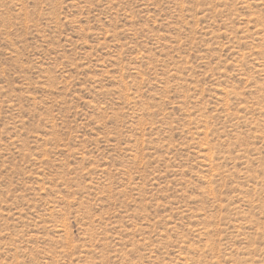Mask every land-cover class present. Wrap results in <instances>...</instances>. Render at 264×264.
<instances>
[{
	"label": "rangeland",
	"instance_id": "obj_1",
	"mask_svg": "<svg viewBox=\"0 0 264 264\" xmlns=\"http://www.w3.org/2000/svg\"><path fill=\"white\" fill-rule=\"evenodd\" d=\"M0 264H264V0H0Z\"/></svg>",
	"mask_w": 264,
	"mask_h": 264
}]
</instances>
